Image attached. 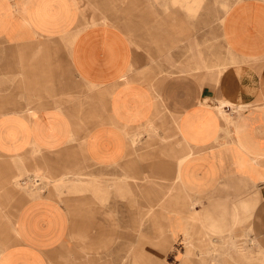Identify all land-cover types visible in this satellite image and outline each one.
I'll use <instances>...</instances> for the list:
<instances>
[{"label": "crops", "instance_id": "1", "mask_svg": "<svg viewBox=\"0 0 264 264\" xmlns=\"http://www.w3.org/2000/svg\"><path fill=\"white\" fill-rule=\"evenodd\" d=\"M175 1L0 0V193L43 191L0 197V264H264V0L225 14V74L160 75L199 29Z\"/></svg>", "mask_w": 264, "mask_h": 264}, {"label": "rangeland", "instance_id": "2", "mask_svg": "<svg viewBox=\"0 0 264 264\" xmlns=\"http://www.w3.org/2000/svg\"><path fill=\"white\" fill-rule=\"evenodd\" d=\"M241 0H189V9L186 10L190 12L189 18L190 22L198 24V30L191 26L189 39L186 41V46L183 48L173 47V48H158V55L153 60L157 62L158 71L160 75L163 73H183L189 72V74L193 75L195 73H201L202 71L207 73L218 72L219 74L223 75L225 72L229 71L230 68L237 65L239 62L238 59L232 61L230 58L229 49L226 46L224 39L222 37V23H224L225 14L228 12L229 8L234 5L235 3ZM174 3L177 2L174 0ZM183 7V6H180ZM196 12V14H194ZM203 13L202 16L198 17L197 13ZM223 20V22H222ZM201 21H204L202 24ZM149 56V52H146ZM169 53H173V62L169 56H166ZM200 57L206 62L207 66H209L208 70H201L198 67V63ZM221 65V67H220ZM222 68V70L220 69ZM16 163V161H15ZM20 165V164H19ZM17 172L19 174L12 176L11 178H6L3 181V184L8 185L6 187L7 192L0 193L1 199H15V198H28L38 196L39 193L43 192L40 191L39 193H28L27 189L30 187V184L33 182L31 181V176L27 174L20 173V166L16 167ZM37 174V173H36ZM36 178H40L41 183L43 184L42 188H46L44 185L45 183L49 184L52 183L55 186V189L60 191L64 188L69 189L70 185L72 184L73 188L78 189V187L74 184L70 177L64 176L59 179H52L49 176H37ZM66 179L64 182H58L60 180ZM128 176H119V175H110L109 179L106 181L109 182L111 186V196L114 195V199L120 198L121 200H126L128 197L120 194V191H124L122 186L118 188L122 183L127 182ZM29 180V182H28ZM54 180V181H51ZM38 182V180L36 181ZM26 183V184H25ZM17 191L15 193L13 190ZM70 187V188H72ZM85 187L83 186L82 192L85 193ZM125 192V191H124ZM63 197L65 196H74L75 193H61ZM2 241H13V240H6L0 239ZM116 241H110V248L112 249L115 245ZM149 241L144 240H126V256L120 257V263L117 261V256L110 257L111 264H161L159 259H155L156 261H151L149 256L144 255V248L149 247ZM139 252L143 254L140 255ZM137 254V255H135ZM157 258V257H155Z\"/></svg>", "mask_w": 264, "mask_h": 264}, {"label": "bare ground", "instance_id": "3", "mask_svg": "<svg viewBox=\"0 0 264 264\" xmlns=\"http://www.w3.org/2000/svg\"><path fill=\"white\" fill-rule=\"evenodd\" d=\"M223 111V110H222ZM28 182H29V180H28ZM26 184V183H25Z\"/></svg>", "mask_w": 264, "mask_h": 264}]
</instances>
